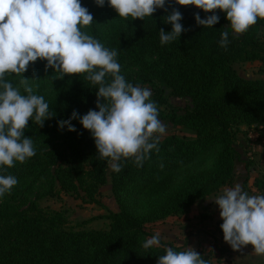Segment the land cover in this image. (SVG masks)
Segmentation results:
<instances>
[{
    "label": "trees",
    "instance_id": "obj_1",
    "mask_svg": "<svg viewBox=\"0 0 264 264\" xmlns=\"http://www.w3.org/2000/svg\"><path fill=\"white\" fill-rule=\"evenodd\" d=\"M82 6L95 23L81 30L117 51L128 82L152 90L150 99L167 127L187 129L195 136L170 132L161 136L159 150L152 149L142 167L134 158H122V170L113 172L78 120L72 121L76 132L58 127L73 111L81 116L98 111V86L85 79L86 73L63 77L39 60L28 86L45 98L54 117L43 127L29 121L25 136L33 139L36 155L4 167V174L14 175L18 184L0 198V264H157L165 248H187L161 242L160 247L144 249L147 226L186 215L197 202L232 186L241 163L247 169L252 165L243 160L244 137L264 127V81L239 77L233 64L264 62V20L236 34L226 13L217 10L219 23L203 28L196 23V13L201 18L212 13L175 0L143 20L119 17L112 7H99L94 0H82ZM174 10L182 13L185 31L162 46L159 30H172L164 19ZM225 30L230 41L226 49L219 44ZM16 76L6 73L4 78L15 86ZM167 90L186 105L171 107ZM248 183L249 176L243 190ZM254 185L264 187L258 180ZM106 186L119 208L106 216L108 230L68 229L63 212L40 206L41 200L61 193L97 203ZM197 252L212 264L210 253ZM223 252L242 264L253 263L250 255Z\"/></svg>",
    "mask_w": 264,
    "mask_h": 264
},
{
    "label": "clouds",
    "instance_id": "obj_2",
    "mask_svg": "<svg viewBox=\"0 0 264 264\" xmlns=\"http://www.w3.org/2000/svg\"><path fill=\"white\" fill-rule=\"evenodd\" d=\"M99 7H112L119 17L141 19L152 17L170 0H94ZM180 6H194L204 13L195 15L197 25L213 28L219 23L217 10L226 13L231 30L236 34L247 32L258 19L264 20V0H175ZM182 13L174 10L165 19L172 30H159L161 45L181 37L185 31ZM95 23L82 0H0V198L10 193L18 180L4 174V167L23 163L36 155L34 141L25 136L29 121L43 127L53 118L49 104L28 86L30 79L23 75L19 86L5 80L6 73H25L37 60L46 61L51 68L65 75L86 73L85 79L96 90V110L80 115L73 111L67 120L58 121V127L76 132L73 120L88 130L95 142L98 156L113 172L119 173L122 158H134L137 166L166 133L167 125L158 118V106L150 99V88L133 85L121 74L117 51L109 49L98 39L81 29ZM227 29V28H225ZM229 32H221V48H227ZM111 75V80L106 79ZM223 223L220 225L224 241L233 250L252 245L257 255H264V195H252L241 184L225 188L215 199ZM161 246L159 232L146 239L142 247ZM157 264H208L196 250L165 248Z\"/></svg>",
    "mask_w": 264,
    "mask_h": 264
},
{
    "label": "rangeland",
    "instance_id": "obj_3",
    "mask_svg": "<svg viewBox=\"0 0 264 264\" xmlns=\"http://www.w3.org/2000/svg\"><path fill=\"white\" fill-rule=\"evenodd\" d=\"M263 41H264V30H263ZM39 60L34 64H30L28 70L23 74H17L15 77V86H19L20 91L22 90L23 84L21 80L23 75L27 79H32L36 72V66ZM233 69L236 71L239 77L247 80H262L264 81V62H247V63H234ZM169 96V103L171 107H184L186 102L182 99L173 97L171 91L167 90ZM246 131V128H243ZM260 138L254 139V146H260L261 150H254L256 163L251 168H254L252 176H250L249 183L244 191L249 192L252 195H264V187L258 189L254 185L255 180L260 181L264 185V152L262 150V144L264 143V127L259 130ZM170 132H175L181 136L194 137V132L178 128L173 130L167 127V135ZM243 138V135L239 136ZM237 183L235 182L230 187H234ZM220 192L216 195L207 197L205 200L197 202L192 209L182 217L168 218L163 222H159L153 225H149L146 228L148 238L155 233L159 232L161 242L166 244H173L177 246H186L193 248L196 251H205L210 253L212 258V264H242L243 262L236 261L235 257L224 253L223 251H229L236 255L237 253H243L250 255L253 263L260 264L264 263V255H257L251 253L250 244L242 247L240 250H233V248L224 241V235L220 225L223 223L220 217V210L218 205L215 204V199ZM40 206L44 209L54 210L63 212L66 217V228L72 230H108L110 227V221L106 219V216L110 213L118 212L119 208L112 196L111 189L109 186L103 187L98 196L97 203H87L83 198L78 197L75 194H58L53 198H45L40 201ZM204 215H209L208 219H203ZM155 247V246H154ZM251 253V254H250ZM235 258V259H234ZM246 264V263H245Z\"/></svg>",
    "mask_w": 264,
    "mask_h": 264
},
{
    "label": "crops",
    "instance_id": "obj_4",
    "mask_svg": "<svg viewBox=\"0 0 264 264\" xmlns=\"http://www.w3.org/2000/svg\"><path fill=\"white\" fill-rule=\"evenodd\" d=\"M250 133H255L257 138L258 139L260 138L259 131H253V132H250ZM250 133H248L247 136L244 137V139L245 140L247 139V141L244 143V147H243L244 152H245V158H243V160L246 161L247 158H248L249 161L250 160L252 161V165L248 169H247V166L244 163H241L239 165L238 170H237L238 173H237L236 183H239L241 185H243L244 178L249 176V179H250V176H252V173L254 172V168L253 169L251 168L256 163V161H255L256 157H255V151L254 150H256V149L257 150H261L260 146H258V147L254 146V144H253L254 140L249 139V134ZM261 148H262V150L264 152V143L262 144ZM261 162L264 163V161H261ZM250 246H251V249L253 250L251 253L252 254L255 253L254 252V247L252 245H250Z\"/></svg>",
    "mask_w": 264,
    "mask_h": 264
},
{
    "label": "built area",
    "instance_id": "obj_5",
    "mask_svg": "<svg viewBox=\"0 0 264 264\" xmlns=\"http://www.w3.org/2000/svg\"><path fill=\"white\" fill-rule=\"evenodd\" d=\"M249 139H251V140L257 139L256 134L255 133H250L249 134Z\"/></svg>",
    "mask_w": 264,
    "mask_h": 264
},
{
    "label": "water",
    "instance_id": "obj_6",
    "mask_svg": "<svg viewBox=\"0 0 264 264\" xmlns=\"http://www.w3.org/2000/svg\"><path fill=\"white\" fill-rule=\"evenodd\" d=\"M248 264H251V263H248ZM260 264H264V263H260Z\"/></svg>",
    "mask_w": 264,
    "mask_h": 264
}]
</instances>
